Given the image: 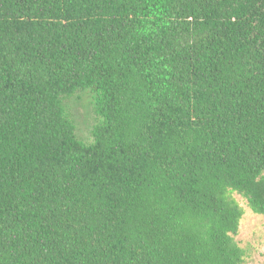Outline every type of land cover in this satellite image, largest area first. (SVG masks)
I'll list each match as a JSON object with an SVG mask.
<instances>
[{"label":"trees","instance_id":"obj_1","mask_svg":"<svg viewBox=\"0 0 264 264\" xmlns=\"http://www.w3.org/2000/svg\"><path fill=\"white\" fill-rule=\"evenodd\" d=\"M234 194L264 214V0H0V264H245Z\"/></svg>","mask_w":264,"mask_h":264},{"label":"rangeland","instance_id":"obj_2","mask_svg":"<svg viewBox=\"0 0 264 264\" xmlns=\"http://www.w3.org/2000/svg\"><path fill=\"white\" fill-rule=\"evenodd\" d=\"M65 104L75 121L78 137L92 142L93 128L101 121V116L96 112L90 92H78L67 98ZM234 196L245 210L239 233L235 236L239 244L247 250L245 264H264V214L254 212L243 196Z\"/></svg>","mask_w":264,"mask_h":264}]
</instances>
